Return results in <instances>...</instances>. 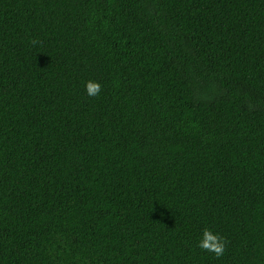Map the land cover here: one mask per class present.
I'll return each instance as SVG.
<instances>
[{
  "label": "trees",
  "instance_id": "trees-1",
  "mask_svg": "<svg viewBox=\"0 0 264 264\" xmlns=\"http://www.w3.org/2000/svg\"><path fill=\"white\" fill-rule=\"evenodd\" d=\"M0 264H264V0H0Z\"/></svg>",
  "mask_w": 264,
  "mask_h": 264
},
{
  "label": "clouds",
  "instance_id": "clouds-1",
  "mask_svg": "<svg viewBox=\"0 0 264 264\" xmlns=\"http://www.w3.org/2000/svg\"><path fill=\"white\" fill-rule=\"evenodd\" d=\"M34 44L38 41H33ZM86 94L89 97H96L102 91V85L96 81H88L85 85ZM227 241L218 233H213L211 229L205 228L202 237L198 242V247L206 252L213 253L217 258L224 255Z\"/></svg>",
  "mask_w": 264,
  "mask_h": 264
}]
</instances>
